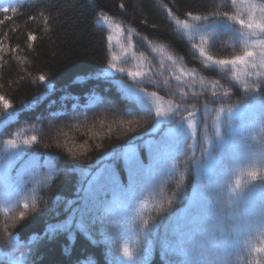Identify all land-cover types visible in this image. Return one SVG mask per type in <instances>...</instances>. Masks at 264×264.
Instances as JSON below:
<instances>
[{
  "label": "snow or ice",
  "instance_id": "1",
  "mask_svg": "<svg viewBox=\"0 0 264 264\" xmlns=\"http://www.w3.org/2000/svg\"><path fill=\"white\" fill-rule=\"evenodd\" d=\"M18 3L0 0V13L5 14L0 25L14 18ZM161 7L172 31L186 39L200 67H187L181 56L169 50L171 45L153 44L144 37L161 68L169 73L155 79L144 53L137 56L131 43L120 44L125 28L101 13L98 23L108 26L107 39L120 46V54L113 53L107 68L87 78L109 80L114 71L126 74L132 82H114L123 106L92 94L88 107L107 105L112 118L106 128L109 138L116 126L128 135L89 166H58L61 149L72 161L89 151L87 140L74 145L68 132L53 124L58 113L37 118L46 119L49 129L63 137L44 143L48 151H35L41 137L25 135L23 128L5 133L4 129L15 122L16 112L7 111L13 105L0 94L5 109L0 113V135L8 136L0 139V211L5 214L3 232L10 238L0 243V264H25L29 246L38 239L64 236L75 244L78 235L94 246L104 244L107 264H151L157 245L163 264H264V0H210L204 11L180 14L173 11V7L179 11L174 0L171 7L162 2ZM223 33H232L239 51L214 53L217 38ZM35 40L28 32L29 49ZM19 48V44L6 47L0 38V62L5 54H15ZM129 59L141 61L142 66L136 70L119 66ZM202 69L217 73L220 79L206 77ZM33 79L47 82L48 76L41 73ZM145 83L159 91L140 87ZM40 99L34 97L24 107ZM78 107L73 105V111ZM81 116L87 119L86 113L69 119ZM143 118H150L151 123L145 120L141 130ZM29 127L33 133L43 132L44 125ZM91 131L86 129L84 134ZM53 147L56 150H51ZM65 172H78L79 181L63 218L56 210L59 197L54 196L48 205L53 222L46 224L42 235L21 243L9 228L37 211V191L49 187L54 177ZM10 211L16 214L9 216ZM97 224L102 226V240L93 235ZM72 251L64 248L66 254ZM75 264L97 262L88 255Z\"/></svg>",
  "mask_w": 264,
  "mask_h": 264
},
{
  "label": "trees",
  "instance_id": "2",
  "mask_svg": "<svg viewBox=\"0 0 264 264\" xmlns=\"http://www.w3.org/2000/svg\"><path fill=\"white\" fill-rule=\"evenodd\" d=\"M152 1L153 4L151 0H23L15 5L17 13L14 18L5 20L0 25V38H4L5 46L15 48L17 44L20 45L15 54H5L4 61L0 62L3 64V67H0V74H2L0 76V94H3L13 105V108L7 111L15 110L16 112L15 122L8 125L4 132H15L23 128L25 135L36 134L41 137V143L34 146L35 151H48L43 148L44 143L51 144L56 138L62 140L63 137H57L56 132L49 129L46 119L38 120L37 118H51V113L60 114L59 119L54 120L53 124L56 127L61 124V130L68 132V139L74 145L82 144L87 140V147H89V151L78 157L76 161L69 160L63 156V150H59L62 159L58 161V166L62 168H70L74 163L87 167L113 146L122 144L128 135L125 129L116 126L110 138L106 134L107 125L112 123V118L110 113L100 112L104 109L105 103H100L98 107L95 106L91 110L77 108L75 112L73 111L76 101L74 98L78 97L80 100L84 96L87 98L86 92L90 83V85L95 84L101 89L100 94L104 97L103 100L112 99L113 102L123 106L118 90L115 88L106 89L105 85L97 79L87 78L88 74H94L107 68L113 53L120 54V46L107 39L110 30L100 22L98 23L101 13L111 17L113 21L125 28L126 35L124 36L126 37L121 39L120 44L126 46L128 36L134 30L136 36H131L130 39L135 41L136 51L143 52L151 61L155 79H163L169 73L161 68L157 60L158 57L149 50L146 41L142 39L144 37L151 40L153 44L171 45L169 50L174 55L181 56L187 67H200L195 55L189 51L186 39H181L172 31L173 26L168 22L166 13L161 7V2L171 7L173 0ZM174 2L179 11H177V7H173V11L180 14L188 10L204 11L210 0H174ZM4 15L0 13V19H3ZM6 15L11 16L12 13ZM30 17L35 19H30ZM145 21L147 23H144ZM152 25H156V27L153 28ZM28 32H32L36 36L31 49L28 48ZM5 33L7 34L6 38ZM234 44L233 36L223 33L217 38L214 53L228 55L239 51L240 48L234 47ZM139 63L142 66L141 61L129 59L121 65L127 69L136 70ZM161 72L162 75H160ZM41 73L48 76L47 82L33 79ZM202 74L210 79H220V76L215 72L202 69ZM82 80L85 82L88 80V82L82 83ZM221 83L226 87L229 85L228 80L221 79ZM142 85L149 91H159L147 83ZM160 94L165 95L164 92H160ZM34 97L41 99L35 105L24 107ZM62 97H67V99H61ZM166 98L177 99L176 97ZM188 102L192 103L193 101L189 100ZM4 112L5 109L0 103V113ZM65 112L67 116L63 115ZM77 113H86L87 119L85 120L82 116L80 119H69ZM145 120L147 123H151L150 118L141 119V130L146 126ZM102 121L103 127H101ZM41 124L44 125L43 132L33 133L29 127L37 125L39 128ZM77 126L79 131L76 130ZM86 129L92 131L85 135ZM94 132H99L100 135L95 136ZM7 138V135H0V139ZM137 143H142V141ZM96 144H100L102 147L96 148ZM51 150L56 149L53 147ZM78 181V172H65L58 178L54 177L53 183L49 187L38 190L36 193L39 209L30 212L24 221L18 222L15 227H10L9 231L21 243H27L33 235H42L46 224L54 220V214L48 210L51 198L59 197L56 210L61 213V218H63L67 202L75 196ZM188 187H191V180L188 181ZM14 214L16 213L12 211L8 213L9 216ZM4 221L5 214L0 211V243L10 239L3 232ZM8 223L11 224L12 221L8 220ZM101 231L102 226L97 224L93 230L95 239H103ZM118 243L122 246L123 240ZM143 243L141 241V246ZM65 247L73 249L70 255L64 252ZM88 255H92L97 264H107L106 246L104 244L94 246L82 236L78 235L75 244L69 242L64 236L52 240L38 239L29 246L25 264H75L77 259L85 258ZM126 264H135V262L126 261ZM151 264H163L158 245Z\"/></svg>",
  "mask_w": 264,
  "mask_h": 264
},
{
  "label": "rangeland",
  "instance_id": "3",
  "mask_svg": "<svg viewBox=\"0 0 264 264\" xmlns=\"http://www.w3.org/2000/svg\"><path fill=\"white\" fill-rule=\"evenodd\" d=\"M151 2H152V4H153V1L151 0ZM154 7H155V4H154ZM139 6H138V10H139ZM111 101H112V99H110ZM100 112H102V113H106V114H109L108 112H107V105H105L104 106V109L102 110V111H100ZM99 112V113H100ZM66 123V122H65ZM60 126L59 127H61L62 125L61 124H59Z\"/></svg>",
  "mask_w": 264,
  "mask_h": 264
}]
</instances>
